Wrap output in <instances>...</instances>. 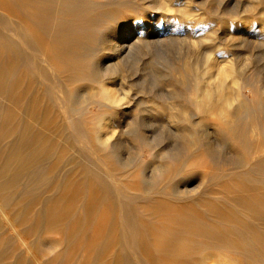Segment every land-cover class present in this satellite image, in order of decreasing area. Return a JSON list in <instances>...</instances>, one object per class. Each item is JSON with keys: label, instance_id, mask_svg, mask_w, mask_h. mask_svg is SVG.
Returning <instances> with one entry per match:
<instances>
[{"label": "rangeland", "instance_id": "1", "mask_svg": "<svg viewBox=\"0 0 264 264\" xmlns=\"http://www.w3.org/2000/svg\"><path fill=\"white\" fill-rule=\"evenodd\" d=\"M97 1L103 9L91 14L106 13L104 32L155 11L152 0ZM175 5L166 16L177 40L141 51L113 78L94 76L92 64L68 72V62L67 75L50 69L40 29L39 49L23 44L18 57L15 18L3 15L0 264H264V172L247 182L238 168L264 154V0ZM202 31L210 59L196 54L205 78L184 90L192 79L177 71L193 50L184 37ZM204 83L219 100L207 112L190 101ZM167 91L180 92L182 108L200 118L170 120V103L153 97ZM245 103L253 117L234 116ZM248 204L261 213H247Z\"/></svg>", "mask_w": 264, "mask_h": 264}, {"label": "bare ground", "instance_id": "2", "mask_svg": "<svg viewBox=\"0 0 264 264\" xmlns=\"http://www.w3.org/2000/svg\"><path fill=\"white\" fill-rule=\"evenodd\" d=\"M82 1L83 3H79L78 0H0V11H1L0 32H1V26H3V23L5 22L4 17L5 16L9 17V13L10 14L12 13V15L15 18L14 33L19 34L18 37L19 41H16L15 44L13 45L14 50L18 55V57L21 58L22 55L24 54L22 49L23 44H28L31 52L33 51L35 52L36 50L39 49L41 45L38 40L37 31L38 29H40V31H42V33L50 40V47H48V51L52 58H49V62L47 63L50 69L67 75L66 74L67 69L62 67L68 64V62H72L68 72H72L77 67H81V68L88 67V65L92 64L91 67L93 70L91 72L94 74V76L108 75L109 78L110 77L113 78L115 75L119 73V71L123 67L122 64H124L129 60L138 58L141 51L146 50L148 53H150L152 50L163 51L164 44L169 42L173 38V36H175L174 34H176L175 29L177 26H175V24H172L171 21H169L170 20L169 17L166 16L167 12L176 9L174 7V5L176 4L175 3L176 0H163V3L161 2V0H152L150 2L153 6L151 7H153L155 11H151V12L146 11L147 13L144 15V22H142L141 24H134L133 22L130 23L125 22L123 27L118 28L116 30L110 29L109 27V31L106 32H104L105 29L103 27V24H105V22L107 21V19L105 18L106 13L93 12L94 14L93 13L91 14V12L95 11L96 8H98L99 6L100 9H103L101 8L103 2L100 3L97 0H82ZM177 1H181L178 2L176 5H180V7L182 6L183 7L182 9H187L190 6V0H177ZM25 18L27 19V21L28 20L30 21V25H31L30 27H28L26 24L23 23ZM24 30L30 33L29 39L24 40V36H23ZM184 38H185L184 41H187L191 44L193 50L185 51L183 53L182 59L184 61L182 63L184 64L180 67V70L179 67H178V71L176 68V71L180 72L181 77L182 75H184V77L190 75L192 79L191 83L185 84L183 86V89L186 90L189 87H191L190 85L193 84L194 76L199 77L201 79L205 78V76L203 75H205L206 72L203 69L205 67L203 64L207 63L208 59H210L209 58L210 56L209 54L206 53L205 49H203L205 48L203 45L206 39V35L204 32L200 37L191 36L189 38L188 37H184ZM173 40H175V38H173ZM168 44L170 43H167V46ZM199 52L202 53L203 64H201L199 62L200 59L198 60L197 58V54ZM95 56L96 59L94 60ZM90 58H92V63L89 61ZM201 66L202 68L199 70ZM219 77H221V75ZM180 79L182 80L184 78H180ZM190 80H188V83ZM213 89L215 90L214 94L218 95L219 87L215 85L213 86ZM179 93L180 92L177 91H169V92L167 91L164 94L160 92L159 95L153 97L165 100L167 103H170L169 108H171V111L167 114V117L170 120L176 122L182 119H187L189 121L195 122L196 119L200 118L198 117L199 114L196 111L193 110L187 111L182 108V104H180V102L178 101L181 98L182 94ZM107 94L108 95L106 97L110 101L113 100L116 101V99H118L113 95L110 96L108 92ZM259 98H260L258 99L259 106L257 104V108H259L258 110H264V92L260 94ZM74 100L75 101L73 100L70 101H73V104L79 103L78 99L77 100L74 99ZM235 100L237 99L235 98ZM190 101L191 102L194 101V103L198 106L199 109L206 112L207 110L209 111L212 107H215L216 104L219 102L218 98H213V91L211 90L210 85L208 83L207 84L204 83L203 86L200 87L198 91V98H193ZM176 107H179V109ZM172 109L175 111H173ZM231 112L234 116H244L245 114L246 118L252 114V116L250 117L252 118L255 110L253 111V108L250 109L247 104L246 105L238 104V106L235 107V109H233V111ZM224 118L227 119L226 117ZM251 121H255V119ZM245 132H246L245 128H242L240 130L241 133L240 136L244 142H246V135H244ZM189 135L192 138L194 136L192 132L189 133ZM193 139L196 140L195 138ZM257 145L260 147L264 146V140L260 139ZM263 163H264V154L258 155V157L253 161L251 165L247 158L240 159L238 168L240 170V175L242 179L248 182L250 181V177L253 174L259 175L260 172L263 173L264 172ZM262 201H264V195ZM245 207H246L245 209H247L246 210L247 213L249 209H252L256 214L261 213L259 210H257L256 207L252 205L248 204ZM261 218L264 219V213H261ZM241 233L242 232H240V234ZM243 239L245 241V237H243L242 240Z\"/></svg>", "mask_w": 264, "mask_h": 264}]
</instances>
